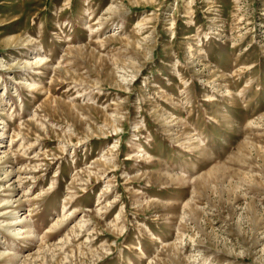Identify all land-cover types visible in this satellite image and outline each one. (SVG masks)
<instances>
[{
  "label": "rangeland",
  "instance_id": "rangeland-1",
  "mask_svg": "<svg viewBox=\"0 0 264 264\" xmlns=\"http://www.w3.org/2000/svg\"><path fill=\"white\" fill-rule=\"evenodd\" d=\"M0 264H264V0H0Z\"/></svg>",
  "mask_w": 264,
  "mask_h": 264
}]
</instances>
